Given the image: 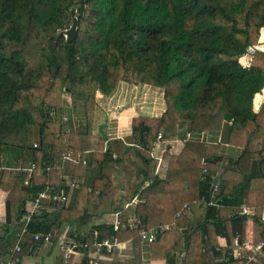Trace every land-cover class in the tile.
Listing matches in <instances>:
<instances>
[{
  "label": "trees",
  "instance_id": "obj_1",
  "mask_svg": "<svg viewBox=\"0 0 264 264\" xmlns=\"http://www.w3.org/2000/svg\"><path fill=\"white\" fill-rule=\"evenodd\" d=\"M74 19L76 30L68 40L65 30ZM262 27L264 0H0V155L15 146L22 167L37 164L29 184L22 167L12 179L0 176V188L9 190L0 263L11 260L18 243L23 257L42 245L35 233L61 231L68 221L84 227L68 232L88 243L78 249L84 254L79 264H92L88 253L96 240L115 237L131 238L143 264L141 225L130 227L127 215L119 213L123 229L113 221L92 226L103 211L121 209L135 196L145 201L137 222L147 228L173 224L150 243L152 256L166 264H232V256L210 257L203 246L214 248L222 236L232 250L235 235L247 238L249 217L257 243L264 235V105L256 112L254 100L264 90V51L258 50L249 66L240 56L259 41ZM121 79L163 88L184 131L220 130L230 121L228 142L244 148L233 161L238 167L231 169L233 176L223 169V181L214 189L223 156L202 158L188 148L172 154L167 147L168 173L159 178L154 146L177 135L162 126L164 117L137 116L131 135L103 136L95 94L111 93ZM64 92L70 95V113L85 116V126L66 130ZM81 134L88 135L87 148L80 145ZM117 174L124 176L119 185L112 177ZM74 180L80 187L71 190ZM48 185L56 193L64 189L68 204L46 202L27 219L30 202ZM243 202L255 207L251 216L239 213ZM185 203L194 219L182 211ZM179 211L182 217L176 219ZM178 251H184L179 262ZM250 264H264V249Z\"/></svg>",
  "mask_w": 264,
  "mask_h": 264
},
{
  "label": "crops",
  "instance_id": "obj_2",
  "mask_svg": "<svg viewBox=\"0 0 264 264\" xmlns=\"http://www.w3.org/2000/svg\"><path fill=\"white\" fill-rule=\"evenodd\" d=\"M262 31V29H261ZM262 60V59H261ZM259 100H263L261 107L264 105V90H261ZM96 101L101 107V116L99 118V124L101 125L100 132L106 138H124L133 133V120L137 116L145 117H164L163 127L171 128L176 131L177 135L173 139H158L156 142L153 154L158 158V165L156 167V173L161 179H165L168 173L169 160L163 156L164 151L167 147H170L169 152L172 154H180L185 148L192 150L193 152L200 155L202 158L210 156H223L224 161L221 163V168L219 175L217 176V183L221 179L223 169H230L229 173L230 178L233 176L231 169H237L233 161L239 159L243 152L244 148L239 144H232L228 142L230 121L225 120L224 125L220 130H204L189 132L184 131L183 128L179 126V123L176 119V113L172 110L170 102L167 100L163 88L153 85L147 82H134L131 80L121 79L117 82L115 89L109 93L104 94L101 91L97 90ZM255 99V97H254ZM69 103L65 105L64 111L70 117L68 121H65V128L67 131H71L80 126H85L87 124V118L83 115H74L71 114L69 110ZM256 110V112H259ZM70 113V114H69ZM264 116V115H263ZM98 122V121H97ZM88 144V135L81 134L80 136V145L81 147L87 148ZM89 153V151L87 152ZM21 149L15 146H6L3 152L0 155V176L6 177L7 179L14 178V173L19 171L22 167L21 163ZM115 157V156H114ZM63 159H57L56 167L62 164ZM118 176V174H117ZM113 175V180L116 182L115 185L120 184V180L124 176ZM65 175L67 181L72 178ZM78 179L83 180L82 177ZM230 182H233L230 180ZM121 193H124V187L121 189ZM9 194V190L3 187L0 188V237L5 231V226L3 225L6 220V200ZM71 197V196H70ZM69 200L67 201L68 204ZM145 201L143 198L134 197L130 202H127L121 209H109L105 210L99 215L97 219L92 222V226L102 225L104 223L115 222L116 218L120 214L127 215L128 222H133L132 224L139 221V216L144 209ZM247 207L255 212V207L243 202ZM29 207V203L27 204ZM49 211H53L54 207L47 208ZM117 213H120L117 215ZM264 213V207H263ZM253 213L249 214L250 216ZM191 219H194L193 213L189 214ZM126 218V217H125ZM120 220V218H119ZM83 230L84 227H80L76 224H71L68 221H64L59 233V237L54 244V247L42 245L40 254L33 256L34 253H37L38 247L31 248L32 250L28 252L27 255L22 257V264H59V260L62 257L60 249V241L63 239L65 234L71 229ZM253 239V220L251 217L248 219V229H247V238ZM122 244L120 249H116L114 253L106 255L107 258L100 261L101 264H107L108 261L120 260L123 262H129V249L132 247V239L126 238L121 239ZM218 243L225 245L227 243L226 238L219 236ZM41 246V245H40ZM48 249V251H47ZM141 257L143 264H166L167 260L165 258H155L152 256L151 244L142 242L141 244ZM184 256V251H178L176 254V260H179V254ZM261 254V253H259ZM61 255V256H60ZM42 256H44L42 258ZM60 256V259H59ZM46 257V259H45ZM42 258V259H41ZM54 260H53V259ZM83 255L74 254L72 257V262L70 264H79L82 261ZM119 258V259H118ZM41 260V261H40ZM53 260V261H52ZM45 261H47L45 263ZM61 264H65L62 258Z\"/></svg>",
  "mask_w": 264,
  "mask_h": 264
},
{
  "label": "built area",
  "instance_id": "obj_3",
  "mask_svg": "<svg viewBox=\"0 0 264 264\" xmlns=\"http://www.w3.org/2000/svg\"><path fill=\"white\" fill-rule=\"evenodd\" d=\"M258 50H264L259 43L252 44L248 47L247 52L240 56V62L243 66H249L252 63L253 56ZM53 112H50V115H53ZM54 116V115H53ZM67 118V117H65ZM37 168V164L35 162H31L30 165L26 167H22V171L26 173L25 184L31 183L32 176ZM70 189L79 188L80 182L78 180L70 181L68 183ZM218 183H214V189H217ZM54 185H48L47 188L38 193V195L30 202V208L27 215V219H31L35 214L41 213L45 208L46 202H54L60 201L66 203L68 200V195L65 193L64 189H61L60 193L55 192ZM210 203H215V201H210ZM182 211L185 214L191 213V205L185 203ZM182 211L177 212L176 219H181ZM240 214H251L253 213L246 205H242L240 210ZM119 213H117L118 215ZM175 219V222H176ZM264 223V213L262 217ZM117 229H122V225H120L119 218H116L114 222ZM136 225L131 224L130 227H135ZM173 224H164L160 227H153L147 228L145 225L141 223L139 226V235L141 237L142 242L152 243L157 238L159 232L164 230L171 229ZM60 230L58 228H54L47 232H37L35 233L34 237L36 241L42 242V245L45 246H53L55 244V235L59 234ZM97 237V234L95 235ZM122 240L118 237L113 239L105 238L103 241H95V249L88 253L90 257V262L92 264H101L100 261L102 259L107 258L106 255L110 253H114L115 250L121 248ZM88 243L80 242L76 238L69 237L68 234H65L63 239L61 238L60 241V249L62 251V257L65 264H70L72 260L73 254H80L84 255L82 251L78 250L79 247H86ZM225 245L218 244L214 248L208 247L206 244L203 246V251L207 252L210 257H213L216 252H220L222 256V260L229 259L230 256L233 257L232 264H250L256 256L262 252L264 249V235L263 237L257 242L254 243L253 239L246 238L244 241L240 240V234H237L233 238V244L231 249L227 250ZM22 249L21 244L18 243L13 250L14 254L9 262L4 263L3 261L0 264H18L22 262V257L18 252ZM106 251L105 254L103 251Z\"/></svg>",
  "mask_w": 264,
  "mask_h": 264
},
{
  "label": "rangeland",
  "instance_id": "obj_4",
  "mask_svg": "<svg viewBox=\"0 0 264 264\" xmlns=\"http://www.w3.org/2000/svg\"><path fill=\"white\" fill-rule=\"evenodd\" d=\"M72 26H70V27H68L66 30H65V32H66V38L68 37L67 36V30L68 29H70ZM257 43H259L260 44V42L259 41H257ZM69 98H70V95H69V93L68 92H64L63 93V96H62V99H61V102H62V105H63V107L65 106V105H67L68 103H69ZM256 100H257V98H256ZM259 101H261V100H259ZM64 114H66V112H64L63 113V115ZM52 120H54V118H51ZM119 215V214H118ZM116 221V220H115ZM133 222H130V224H132ZM141 223L142 222H136V223H134V225H141ZM123 228H125V225H123L122 226V229ZM170 230V229H169ZM42 245L41 246H39L37 249H38V251H37V253H34L33 254V256H37V255H39L40 254V251H41V249H42ZM47 251H48V249H47ZM61 253H62V251H61ZM180 253V252H179ZM74 255V254H73ZM182 255V253H180L179 254V260H180V257H181V259L184 257V256H181ZM44 256H42V258H43ZM73 257V256H72ZM41 258V259H42ZM128 258L130 259L129 260V262H131V263H129V264H139L138 263V259H137V251H136V246H135V243H132V247L129 249V255H128ZM45 259H46V257H45ZM53 259V258H52ZM119 259V258H118ZM54 260V259H53ZM52 260V261H53ZM41 261V260H40ZM47 261H45V263H46ZM72 262V261H71ZM125 263H127L126 261H125Z\"/></svg>",
  "mask_w": 264,
  "mask_h": 264
},
{
  "label": "water",
  "instance_id": "obj_5",
  "mask_svg": "<svg viewBox=\"0 0 264 264\" xmlns=\"http://www.w3.org/2000/svg\"><path fill=\"white\" fill-rule=\"evenodd\" d=\"M76 26H77V20L74 19L72 27L67 30V36H68L67 39L68 40H72L73 35L75 33V30H76ZM262 103H263V100H261V101L254 100V110H259V108L261 107ZM217 179L218 178H215L213 182L217 183Z\"/></svg>",
  "mask_w": 264,
  "mask_h": 264
},
{
  "label": "bare ground",
  "instance_id": "obj_6",
  "mask_svg": "<svg viewBox=\"0 0 264 264\" xmlns=\"http://www.w3.org/2000/svg\"><path fill=\"white\" fill-rule=\"evenodd\" d=\"M259 42H260L261 47L264 49V27H262V31H261V35H260V38H259Z\"/></svg>",
  "mask_w": 264,
  "mask_h": 264
},
{
  "label": "clouds",
  "instance_id": "obj_7",
  "mask_svg": "<svg viewBox=\"0 0 264 264\" xmlns=\"http://www.w3.org/2000/svg\"><path fill=\"white\" fill-rule=\"evenodd\" d=\"M264 51V50H263Z\"/></svg>",
  "mask_w": 264,
  "mask_h": 264
}]
</instances>
